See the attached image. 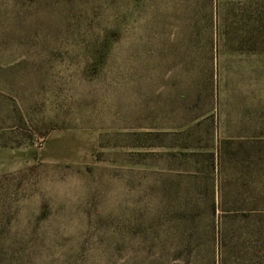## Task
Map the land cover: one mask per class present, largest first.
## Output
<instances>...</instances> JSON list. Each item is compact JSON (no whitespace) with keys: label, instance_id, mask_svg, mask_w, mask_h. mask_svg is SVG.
I'll list each match as a JSON object with an SVG mask.
<instances>
[{"label":"rangeland","instance_id":"rangeland-1","mask_svg":"<svg viewBox=\"0 0 264 264\" xmlns=\"http://www.w3.org/2000/svg\"><path fill=\"white\" fill-rule=\"evenodd\" d=\"M214 1L0 0V257L193 264L221 236L228 264H264V52L215 50ZM219 4L233 38L264 0ZM187 120L227 140L213 216L129 169Z\"/></svg>","mask_w":264,"mask_h":264},{"label":"trees","instance_id":"trees-1","mask_svg":"<svg viewBox=\"0 0 264 264\" xmlns=\"http://www.w3.org/2000/svg\"><path fill=\"white\" fill-rule=\"evenodd\" d=\"M195 3V7L198 6V9L195 10L196 13H202L210 5V0H195ZM219 6V0L214 1L213 13L204 19V25L210 34L209 41L215 50L228 49L229 46L233 47L234 45L239 46V51L243 53L264 52V7L260 6L257 14L242 15L238 20L240 30L235 31L234 37L230 38L225 29L226 19L220 13ZM218 85L216 81L215 92H217ZM193 121L187 120L181 123V126H176L174 131L164 132L165 136H173L171 138L173 143L145 145L146 150L141 152L143 160L130 163L129 169L163 179L165 182L171 181L170 184H165L161 188H180L181 183L186 182L189 189L196 191L204 189L210 197L207 207L210 215L213 216L217 207L220 206V203L218 206L215 204L212 196L221 192L223 187L222 152L227 140L225 138L215 140L212 146L200 145V140H194V137L189 133L192 126L199 123H192ZM215 131H218L217 124ZM143 138L145 141L153 140V135L146 133ZM193 248L197 249L198 246ZM226 249L227 244L221 236L220 238L211 236L204 252L205 259L202 260L196 255L192 260L193 264H228L225 257ZM0 264H28V262L26 263L21 255H17L0 257Z\"/></svg>","mask_w":264,"mask_h":264}]
</instances>
